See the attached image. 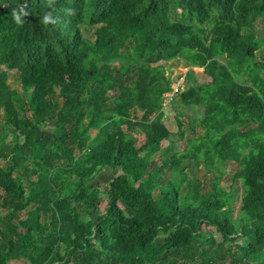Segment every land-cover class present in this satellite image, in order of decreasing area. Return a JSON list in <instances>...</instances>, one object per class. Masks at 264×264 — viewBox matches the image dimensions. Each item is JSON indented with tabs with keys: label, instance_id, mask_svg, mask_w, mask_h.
Segmentation results:
<instances>
[{
	"label": "trees",
	"instance_id": "obj_1",
	"mask_svg": "<svg viewBox=\"0 0 264 264\" xmlns=\"http://www.w3.org/2000/svg\"><path fill=\"white\" fill-rule=\"evenodd\" d=\"M258 24L264 0H0L24 96L0 70V264H264ZM177 59L208 79L170 102L202 107L188 137L164 123Z\"/></svg>",
	"mask_w": 264,
	"mask_h": 264
},
{
	"label": "rangeland",
	"instance_id": "obj_2",
	"mask_svg": "<svg viewBox=\"0 0 264 264\" xmlns=\"http://www.w3.org/2000/svg\"><path fill=\"white\" fill-rule=\"evenodd\" d=\"M258 29L260 30V35H264V25L258 24L257 25ZM264 60V47L261 49L260 52L257 53V58L256 61L260 62ZM169 66H172L173 70V75H187V72L190 70L192 73L191 78L189 80V84L193 83H205L208 81L207 77L203 73L202 68H189L184 65L183 60H175L169 64ZM0 70H6L8 72V80L7 83L10 87L11 90L16 91L21 97L24 98L23 93H22V87H21V82L19 79V74L15 70H8L6 67L2 66L0 67ZM187 79V78H186ZM195 82V83H194ZM188 83V82H187ZM170 109H166L167 115L164 118V123L166 127L173 132L174 134L177 132L178 124L176 123V117L181 116L183 118V121L181 123V129L185 131L187 137L189 132L191 131L190 126H191V120H197L202 118V107H191V108H178L177 110H173L172 106L169 107ZM138 117L141 116V112L136 113ZM4 122L3 119V111H0V125H2ZM196 124L193 125L194 131L197 133H200V129L198 128ZM192 136L195 137L193 134ZM157 163H159V159L156 160ZM5 161L0 160V165L4 166ZM185 167H186V172L190 177H197L203 180L205 183L212 178V174L215 172H211L210 170H207L204 166L201 164H197L194 161H187L185 162ZM236 164L235 163H228L224 168L222 167H217L218 170H225L222 180H221V185H223L226 189H230L232 193V207H233V216L237 217L239 214V207H240V199H241V194H242V188L241 184L238 180L233 179V174L236 169ZM215 170V169H214Z\"/></svg>",
	"mask_w": 264,
	"mask_h": 264
},
{
	"label": "built area",
	"instance_id": "obj_3",
	"mask_svg": "<svg viewBox=\"0 0 264 264\" xmlns=\"http://www.w3.org/2000/svg\"><path fill=\"white\" fill-rule=\"evenodd\" d=\"M184 81H185L184 75L180 76L178 79H175L174 83L172 84V91L164 95L165 97L163 103L164 111H166V109H170L169 108L170 102L173 99V97L184 90Z\"/></svg>",
	"mask_w": 264,
	"mask_h": 264
},
{
	"label": "crops",
	"instance_id": "obj_4",
	"mask_svg": "<svg viewBox=\"0 0 264 264\" xmlns=\"http://www.w3.org/2000/svg\"><path fill=\"white\" fill-rule=\"evenodd\" d=\"M9 264H19V263L15 262V261H11Z\"/></svg>",
	"mask_w": 264,
	"mask_h": 264
},
{
	"label": "water",
	"instance_id": "obj_5",
	"mask_svg": "<svg viewBox=\"0 0 264 264\" xmlns=\"http://www.w3.org/2000/svg\"><path fill=\"white\" fill-rule=\"evenodd\" d=\"M164 113H165V115L167 114V112H166V111H164Z\"/></svg>",
	"mask_w": 264,
	"mask_h": 264
}]
</instances>
